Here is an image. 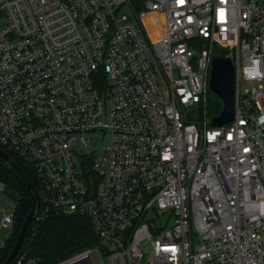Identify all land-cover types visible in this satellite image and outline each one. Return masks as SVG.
<instances>
[{"label":"built area","instance_id":"obj_1","mask_svg":"<svg viewBox=\"0 0 264 264\" xmlns=\"http://www.w3.org/2000/svg\"><path fill=\"white\" fill-rule=\"evenodd\" d=\"M219 55L235 114L212 126ZM263 79L264 0H0V148L38 184L35 223L81 216L100 240L59 264H264V90H241ZM96 131L109 144L81 156Z\"/></svg>","mask_w":264,"mask_h":264},{"label":"trees","instance_id":"obj_2","mask_svg":"<svg viewBox=\"0 0 264 264\" xmlns=\"http://www.w3.org/2000/svg\"><path fill=\"white\" fill-rule=\"evenodd\" d=\"M218 105H207L199 111L200 116L208 120L219 116ZM33 182L38 184L32 173L22 162L10 154ZM0 183L4 185L5 196L16 202L13 231L0 250V264H4L18 238L21 226L33 208L32 198L18 172L6 166L0 159ZM100 246L98 235L91 222L81 216L49 215L39 223L35 220L29 225L20 253L24 251L26 261L32 264H59L90 248ZM26 261L23 264H26ZM12 264H17L14 261Z\"/></svg>","mask_w":264,"mask_h":264},{"label":"water","instance_id":"obj_3","mask_svg":"<svg viewBox=\"0 0 264 264\" xmlns=\"http://www.w3.org/2000/svg\"><path fill=\"white\" fill-rule=\"evenodd\" d=\"M235 81H236V71L231 59L226 58L222 55L214 57L212 61L209 88L213 92L219 95V97L223 101L224 108L219 116L214 117L211 120L212 126H221L233 121L235 114V102H234ZM0 159L4 162L6 166H10L18 172L19 176L24 181V185L27 188L33 202V208L26 217V219L24 220L18 238L16 240V243L13 246L8 258L4 263V264H12L15 258L17 257L19 251L24 245L26 232L29 225L34 221L40 209V201H39L38 192L33 182L29 179V177L23 171V169H21L19 165L1 148H0Z\"/></svg>","mask_w":264,"mask_h":264},{"label":"rangeland","instance_id":"obj_4","mask_svg":"<svg viewBox=\"0 0 264 264\" xmlns=\"http://www.w3.org/2000/svg\"><path fill=\"white\" fill-rule=\"evenodd\" d=\"M122 16L127 15L128 17L131 15L132 11L129 5H126L122 9ZM163 20V15L162 13H150L144 20H143V25L147 31V35L149 39L151 40L152 43H156L159 39V33H160V28H161V23ZM253 87L260 88L264 90V79L262 81H254V82H243L241 84V90L244 91L246 89H252ZM207 105H218L220 107V112L224 108V104L222 99L219 97L218 94L213 92L210 88H208V92L205 94ZM103 103H104V108L107 112L110 111L112 107V100L109 97V95H104L103 96ZM261 104L264 107V99H261ZM86 141H87V146H85L81 138H79L76 141V151L84 157H87L90 154H99L101 153L105 147L109 144L110 139H111V133L110 132H102V131H96V132H89L85 136ZM75 161L79 163V157L75 155L74 157ZM93 181V179H92ZM15 206V202L10 199L9 197L5 196L3 191H0V239L4 238L6 233L8 232V229L1 227V220L3 217V210H5L7 213H10L12 209ZM166 220V217H162L161 219H158V224L164 223ZM2 240V239H1ZM97 262V260L95 259ZM98 263V262H97Z\"/></svg>","mask_w":264,"mask_h":264},{"label":"crops","instance_id":"obj_5","mask_svg":"<svg viewBox=\"0 0 264 264\" xmlns=\"http://www.w3.org/2000/svg\"><path fill=\"white\" fill-rule=\"evenodd\" d=\"M6 237H7V233L4 238H1L2 240L0 239V241L5 242Z\"/></svg>","mask_w":264,"mask_h":264}]
</instances>
